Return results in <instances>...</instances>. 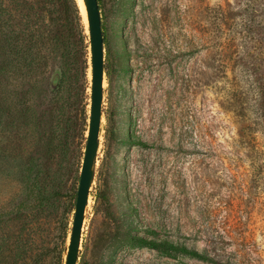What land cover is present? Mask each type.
Segmentation results:
<instances>
[{
	"label": "rangeland",
	"instance_id": "374dc122",
	"mask_svg": "<svg viewBox=\"0 0 264 264\" xmlns=\"http://www.w3.org/2000/svg\"><path fill=\"white\" fill-rule=\"evenodd\" d=\"M241 4L101 1L104 122L78 264H201L125 235L107 246L106 229L117 227L118 234L220 253L235 264H264V141L245 129L252 119L238 118L243 106L225 89L242 73L235 63L243 51L235 35ZM90 59L89 48V104ZM65 173L62 192L74 197L80 174ZM22 192L19 176L0 165V240L4 230L12 236L0 263L62 264L74 217L65 211L68 199L19 222Z\"/></svg>",
	"mask_w": 264,
	"mask_h": 264
},
{
	"label": "trees",
	"instance_id": "16d2710c",
	"mask_svg": "<svg viewBox=\"0 0 264 264\" xmlns=\"http://www.w3.org/2000/svg\"><path fill=\"white\" fill-rule=\"evenodd\" d=\"M241 1L242 20L235 35L243 51L235 63L242 73L225 89L243 106L238 118L243 123L252 119L245 129L256 131L264 141V0ZM89 48L76 0H0V165L4 174L19 176L23 189L14 221L25 222L29 213L39 217L64 198L66 213L74 214L77 194L65 196L62 179L66 171L77 176L82 169L90 111ZM259 169L264 174V163ZM120 230L106 229L107 246L116 247L125 235L141 247L144 243L176 252L201 264H235L234 258L225 259L220 253L212 256L168 241L144 240L131 232L118 234ZM11 240L4 230L3 258ZM20 257L19 253L14 261Z\"/></svg>",
	"mask_w": 264,
	"mask_h": 264
},
{
	"label": "water",
	"instance_id": "95a60500",
	"mask_svg": "<svg viewBox=\"0 0 264 264\" xmlns=\"http://www.w3.org/2000/svg\"><path fill=\"white\" fill-rule=\"evenodd\" d=\"M89 21L91 55V98L89 127L85 154L80 173L74 217L62 264H78L82 246L83 230L87 218L91 191L97 174L101 150V133L104 120L105 45L102 17L98 0H84Z\"/></svg>",
	"mask_w": 264,
	"mask_h": 264
},
{
	"label": "bare ground",
	"instance_id": "6f19581e",
	"mask_svg": "<svg viewBox=\"0 0 264 264\" xmlns=\"http://www.w3.org/2000/svg\"><path fill=\"white\" fill-rule=\"evenodd\" d=\"M77 1L79 4V7H80L81 14L83 16V22H84L86 31L89 32V21H88V15H87V10H86L84 0H77ZM89 77L91 79V71H90ZM103 122H104V120H103Z\"/></svg>",
	"mask_w": 264,
	"mask_h": 264
}]
</instances>
